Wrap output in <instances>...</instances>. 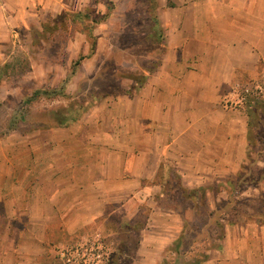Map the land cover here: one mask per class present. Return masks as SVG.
<instances>
[{"label":"crops","instance_id":"crops-1","mask_svg":"<svg viewBox=\"0 0 264 264\" xmlns=\"http://www.w3.org/2000/svg\"><path fill=\"white\" fill-rule=\"evenodd\" d=\"M42 1L0 0V59ZM161 8L163 59L145 83L94 101L67 127L0 143V264H43L50 251L69 262L65 244L77 232L134 204L156 210L169 169L195 189L228 183L246 164L248 116L222 103L264 70V0H165ZM167 210L161 219L173 235L142 240L131 264L179 256L180 213ZM207 254L201 264H264V217L228 226Z\"/></svg>","mask_w":264,"mask_h":264},{"label":"rangeland","instance_id":"rangeland-1","mask_svg":"<svg viewBox=\"0 0 264 264\" xmlns=\"http://www.w3.org/2000/svg\"><path fill=\"white\" fill-rule=\"evenodd\" d=\"M164 2L45 0L33 7L27 25L15 29L17 37L8 43L5 56L0 59V69L6 65L14 68L0 78V143L9 137L19 143L20 136H33L40 128L48 130L59 121L65 125L75 112L77 118L81 117L103 96L131 93L133 81L145 83V71H153L163 59L158 51L163 31L158 25ZM80 12L85 14V21H73L71 16ZM97 21L100 23L96 24ZM74 64H77L76 72L72 74ZM36 91L40 95L29 101ZM233 92L235 96L224 100L223 106L239 108L248 116V103L255 106L264 98V70L255 79L236 86ZM262 110L260 130H255L256 119L248 117V123L254 124V146L251 150L249 147L246 164L229 177L228 183L220 181L206 187V197L202 199L203 193H199L196 201L184 200L177 193L172 201L156 200V210L138 203L128 214L102 218L97 226L77 232L65 244L71 247L69 251H78L79 256L72 257L71 262H63L50 251L43 264H131L136 245L142 240L173 235L174 232L168 230L169 223L161 219L170 208L180 213V232L187 220L186 232H195L188 234V238L193 236L199 242L196 245L189 241L183 252L195 247L202 252L214 242L221 247L226 236L219 240L223 234L220 225L227 234L230 225L252 216L264 217V182L257 181L259 177L264 181V108ZM171 173L174 171L169 169L167 178ZM208 212H215L219 226L214 225ZM149 226L156 231H148ZM204 228L210 230V243ZM201 230L204 232L198 234ZM84 254L87 256L83 257ZM97 254L101 255L100 260L95 257ZM174 255H167L166 264L171 260L192 262L191 257L184 254Z\"/></svg>","mask_w":264,"mask_h":264},{"label":"trees","instance_id":"trees-1","mask_svg":"<svg viewBox=\"0 0 264 264\" xmlns=\"http://www.w3.org/2000/svg\"><path fill=\"white\" fill-rule=\"evenodd\" d=\"M71 17H72V20L75 21V22L85 21V19H86L85 14H83L82 12L74 14ZM95 23L98 24L100 22L97 21ZM158 29L160 30V25H158ZM77 64H74V66L72 68L73 69L72 70V74H75L76 65ZM21 66H22V64H21ZM9 69H12L14 71V68H12L11 66H7V65L4 66L3 69H0V78L3 75V73L7 72ZM22 74L24 75L25 72L22 71ZM39 95H40V92L36 91L34 93V95L32 96V98H30L29 101H32L33 98L34 99L37 98ZM251 103L252 102L248 103V107L250 108V111H248V117H249V119H253V118L256 119L257 125L255 126V130H260V125H261L262 119H263V115H262L263 114V112H262L263 110H262V108H264V98H263V100H258L256 102V104H254L255 106L251 105ZM251 108H252V110H251ZM76 115H77V113L75 112V114H73L72 117L70 118L71 119L70 122L66 123L65 125H62V123H60L61 121H59V123H57L55 126L67 127L69 124H71L72 122L76 121L79 118V117L77 118ZM253 125L254 124H251V122L248 123V138H249V143H250V150L253 149L252 146H254L253 145V141H254L253 133H254L255 130L253 129ZM40 129H42V128H40ZM13 130H15V128ZM262 151H264V149H262ZM251 164L253 165L254 162H251ZM260 179L261 178L259 177V179L257 181L258 182L261 181ZM174 181H176V184H174ZM207 189L208 188H206V187H200V188H195V189L194 188H191V189L190 188H186V187L183 186V184L181 183V181L179 180V178L177 176H175V177H171L170 176V177L167 178V181L163 184L164 198H159V200L169 199L170 201H172L174 199V197H175V194L179 193L180 196L184 198V200H188V198H189V199H194L196 201V199L199 200V198H200V197H198L199 193H203V194H201L202 195V199L204 197H206ZM176 206H178V205H176ZM173 209L176 210L175 208H173ZM214 213L215 212H208L207 215L209 217H211V221H214V225L215 226H219L220 225V224H218L219 221L216 218L217 215L214 214ZM184 214L185 213H183V216H184ZM196 216L199 217L200 215L197 214ZM187 224H188V221L186 220L184 227H186ZM184 227H183L181 235L179 236L177 241H175V244H174L172 250H173V252H175V253H177L179 255L184 254V255H186L188 257H191L192 262H190L188 260H185V259L183 261H175V262H173V260H171L170 262H168V264H201L202 262L206 261V259L208 258V254H207L208 251H210L212 249L220 248V246L219 245H215V242H214V243H212V244H210L208 246H205V248L203 249L202 252H200L199 250H196L197 247L193 248V250L191 249V251H188V252L184 251L183 252V249L186 248L187 243L189 241H192L196 245H198V243H199L198 239L194 238L193 236L191 237V239L188 238V234L192 235V233L193 234L195 233L194 230H191V232H190V230H188V232H186L187 228L185 229ZM204 229H205V232H207V234H208V238L207 239H208V241L210 243V233H209L210 230L209 229L206 230V228H204ZM220 230L223 232V234L221 235L222 238H220L219 240H222L226 236L225 227L220 225ZM201 231L198 232V234H201V233L204 232V231H202V232ZM137 245H136V247H137ZM166 262L167 261H165L163 264H166Z\"/></svg>","mask_w":264,"mask_h":264},{"label":"built area","instance_id":"built-area-1","mask_svg":"<svg viewBox=\"0 0 264 264\" xmlns=\"http://www.w3.org/2000/svg\"><path fill=\"white\" fill-rule=\"evenodd\" d=\"M63 255H64V257L68 258L69 262H71V258L72 257H75L76 258L77 256H79V252L78 251L77 252H74V251H72V252L71 251H68L67 252L66 251V253H64ZM84 256H87V255L84 254L83 257ZM95 257H96L97 260H100L101 259V255L100 254L95 255ZM94 261H95V258H94Z\"/></svg>","mask_w":264,"mask_h":264}]
</instances>
